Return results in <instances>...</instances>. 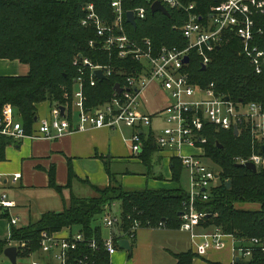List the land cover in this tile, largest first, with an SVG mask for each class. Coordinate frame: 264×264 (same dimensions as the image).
Returning <instances> with one entry per match:
<instances>
[{
  "label": "trees",
  "instance_id": "1",
  "mask_svg": "<svg viewBox=\"0 0 264 264\" xmlns=\"http://www.w3.org/2000/svg\"><path fill=\"white\" fill-rule=\"evenodd\" d=\"M110 1L0 0V60L17 61L29 68L25 76H0V115L5 104L11 105L14 115L29 135L34 132L37 106L43 103L53 107L69 106L77 76L73 61L78 54L89 59L93 65L114 68L111 77L96 81L94 86L89 85V73L85 70L86 107H97L109 100L114 86L122 85V77L117 72L122 69L126 75H130L136 71L137 65L132 61H121L99 47H89L90 41L99 42L98 37L94 28L83 27L80 21L85 16L84 6L92 5L98 17L111 23L114 15ZM155 1L159 0H123L125 11L145 9V18L136 20L135 26L124 20L126 35L137 41L148 38L155 48L167 46L184 49L187 41L179 28L187 19L186 13L167 9L168 17L159 12L152 15L150 7ZM187 1L197 3V11L202 15V22H205L208 19L207 8L214 4L213 0ZM256 21L261 33L255 42L264 51V14ZM209 58L203 70L201 58L195 51L189 52L186 71L194 85L206 87L214 83L217 92L234 103L264 105V70L259 75L254 72L242 55L240 40L234 34L224 35L222 43ZM242 130L235 136L232 131L205 125V158L220 171V182L211 191L208 200L197 203L198 211L208 215L197 231L207 232L218 228L233 236L236 248L247 245L252 238L258 239L264 248V166L253 173L237 167L235 160L246 159L253 153L264 154L259 145L252 142L250 132ZM142 140L139 158L150 170V160L156 148L152 136ZM13 143L15 140L12 138L0 137V162L5 160L6 147ZM105 170L109 185L99 188L88 181H79L73 174L71 164H68L67 189H71L72 182L77 180L87 185L95 195L78 198L71 194L70 202L62 212H47L26 227H11L10 238L0 241V257L10 244H15L18 258H27L40 251L42 232L55 234L67 228L72 233L83 232L100 245L103 227L95 222L102 221L104 208L113 202L119 204L122 230L129 227L128 216L139 218L142 228L157 229L161 222L165 229H179V213L188 197L186 190L182 187L176 191L128 190L117 181L108 163H105ZM184 172L180 161L172 159L171 181L180 184ZM49 174V188L61 194L63 188L55 184L53 172ZM226 182H230L229 188H226ZM245 203L256 204L259 208L252 211L240 209L239 205ZM137 213L140 216H136ZM84 256H88L93 264H110V257L101 249L93 251L81 247L76 258ZM174 257L176 264H192L195 255L187 252ZM68 264L77 263L71 257ZM235 264H264V251H253L249 259L240 258Z\"/></svg>",
  "mask_w": 264,
  "mask_h": 264
},
{
  "label": "built area",
  "instance_id": "2",
  "mask_svg": "<svg viewBox=\"0 0 264 264\" xmlns=\"http://www.w3.org/2000/svg\"><path fill=\"white\" fill-rule=\"evenodd\" d=\"M159 2L166 10H182L186 13L187 19L179 28L187 41L184 49L167 46L155 48L148 38L139 41L129 38L124 27L126 13L129 11L123 9V0L110 1L114 15L111 23L98 17L92 5L84 6L85 16L80 24L94 28L99 40L90 41L89 47H99L110 55L114 54L121 61L136 63V71L126 75L122 69L119 70L117 73L122 77V85L118 84L120 92L113 88L106 103L88 108L84 94V85L87 82L85 70L89 73V85L94 86L98 81L95 71H101L106 79L113 75L114 68L93 65L89 59L78 54L73 61L77 76L74 79L72 100L69 106L63 107V116L60 107H54L46 118H39L35 122L34 132L27 135L21 123L14 119L11 105L5 104L0 115V137L52 141L72 132L129 129L131 134L126 141L132 156L136 157L142 151L145 130L151 127V115L141 111L142 93L150 84H157L167 94L169 104L163 118L164 126L155 136L154 145L158 151L170 153L179 160L188 177V197L179 213V230L190 235L198 257L205 256L210 250L218 251L230 241L234 256L231 264H235L236 258L249 259L253 251H264V248L255 238L247 241V245L236 248L233 236L218 228L207 232L197 231L208 216L198 211L197 203L208 200L213 186L216 187V179H219V173L204 162L207 143L204 130L208 124L222 131L233 132L236 129L238 136L240 130L246 129L250 132L252 142H256L261 151L264 145V105L225 100L217 92L214 83L206 87L194 85L186 71L189 62L185 64L184 59H189V52L195 51L201 58L202 66L206 67L210 61L209 55L222 43L224 35L232 33L240 40L242 55L249 61L254 72L261 74L264 70V51L256 45L255 39L261 33L256 19L264 14V0H213L214 4L207 8L208 19L205 22H202V15L197 11L198 5L195 1ZM131 12L135 22L145 18L144 8ZM73 116H76L77 122L76 127L71 129L70 121ZM235 160L237 164L250 162L256 169L264 165V156L255 153L246 159ZM19 179V174L11 176L12 183H17ZM2 180L0 177V183ZM13 207L14 203L8 200L5 192H1L0 214ZM136 216H140V213ZM127 220L129 227L122 230L119 204L113 202L107 205L102 216V227L112 233L110 236H103L100 245L96 239L87 238L80 231L72 233L69 228L64 229L63 234L42 232L40 253L46 255L47 259L31 260L30 264H68L71 257L77 264H93L88 256L76 258L81 247L93 251L101 249L111 257L117 252L121 239H134L135 233L143 226L139 218L128 216ZM18 222L17 218H11L9 225L17 228ZM157 229H165L164 224L160 222Z\"/></svg>",
  "mask_w": 264,
  "mask_h": 264
},
{
  "label": "crops",
  "instance_id": "3",
  "mask_svg": "<svg viewBox=\"0 0 264 264\" xmlns=\"http://www.w3.org/2000/svg\"><path fill=\"white\" fill-rule=\"evenodd\" d=\"M28 71V66L17 61L0 60V76L2 77L25 76ZM157 94L165 97L163 105L147 112L145 95ZM164 94L165 92L157 84H150L142 93L141 111L151 115V127L145 130L143 135L145 140L152 136L154 141L155 136L164 126L163 118L169 104ZM47 104L37 106V120L46 118L50 113L51 109ZM76 122L77 118L73 116L70 121L71 129L76 127ZM130 134L129 129L122 131L93 129L85 132H72L52 141L24 138L15 140V143L7 146L5 160L0 162V177L3 179L0 183V193L5 192L8 200L14 203V207L0 214V241H6L9 238L11 218L19 220L17 228L26 227L39 220L44 213L62 212L69 204L71 194L78 198H90L75 194L82 190L80 188L82 186L89 188L79 181H88L99 188L108 186L109 178L105 163L109 164L110 171L116 174L117 181L125 189L178 190L181 187L180 184L171 181L172 159L175 158L170 153L158 151L156 147L154 153L162 173H131L127 170L116 173L111 170L114 164L129 166L135 163L134 159H130L132 154L128 151L126 141ZM68 164H71L73 174L79 180L72 182L71 189L66 187ZM50 171L53 172L55 184L63 188L61 194L49 188ZM15 174H19L20 179L17 183H12L11 176ZM183 174L188 184L187 173ZM148 175H154V177L149 178ZM186 191H188V185ZM102 233L104 237H107L112 231L105 229ZM122 240L129 242V251L118 247L117 252L110 257V264H176L174 255L187 252L195 255L192 264H231L234 260L230 241H227L222 249L210 250L205 256L198 257L194 252L190 235L179 229L141 228L135 233L134 239L123 238L120 241ZM11 246L16 247L15 244H10L9 247ZM3 257L10 264L4 254L0 257V262ZM44 259L46 260L47 257L40 251L27 258H18L17 254L16 264H30L31 260L43 261Z\"/></svg>",
  "mask_w": 264,
  "mask_h": 264
},
{
  "label": "rangeland",
  "instance_id": "4",
  "mask_svg": "<svg viewBox=\"0 0 264 264\" xmlns=\"http://www.w3.org/2000/svg\"><path fill=\"white\" fill-rule=\"evenodd\" d=\"M60 1H64V0H60ZM167 98L168 96L166 95V93L164 94ZM145 110L147 112H149L150 110H152V108L154 107H159L160 105H163L164 101H165V97L161 94H157V95H145ZM48 105V108L49 109H53L54 107L50 104H47ZM14 119L17 120V117L14 115ZM126 136H127V133H125ZM128 151L130 152V150L128 149ZM131 154V152H130ZM130 159H134V162L133 164H129V166H125V165H122V164H114L112 167H111V170L112 171H115L116 173H120V172H125V170H127L128 172H131V173H162L161 171V167L160 165L157 163V156L155 153H153L152 157H151V166H152V170H148V168L143 165V163L139 160L140 158V154L137 155L135 158L132 157V155H130ZM204 162L206 164V166H209L213 171L219 173L220 175V171L215 168L212 163L210 161H208L207 159H204ZM264 166V165H263ZM186 173V172H184ZM120 177V175H118ZM118 177V178H119ZM148 177L150 178H153L154 175H148ZM219 177V176H218ZM220 178V177H219ZM220 180L219 179H216L215 183L216 184V187L218 186ZM187 181H186V177L185 175L183 174L182 177H181V181H180V186L186 190L187 189ZM82 190H79L77 192H75V194H77V196H80V197H91L94 195V193L89 189V188H86L84 186L80 187ZM215 187L213 186V189ZM212 189V190H213ZM239 208L240 209H243V210H257L259 207L258 205L256 204H253V203H245V204H242V205H239ZM61 211H62V208H61ZM60 212V211H59ZM96 224H99L100 226L102 225V221L100 220H97L95 222ZM20 224V223H19ZM73 230H77L76 228H73ZM105 230V229H103ZM62 233L65 232V230L63 229V231H61ZM1 261L4 263H8L7 260L3 257L1 258ZM1 262V263H2ZM2 263V264H3ZM9 264V263H8Z\"/></svg>",
  "mask_w": 264,
  "mask_h": 264
},
{
  "label": "water",
  "instance_id": "5",
  "mask_svg": "<svg viewBox=\"0 0 264 264\" xmlns=\"http://www.w3.org/2000/svg\"><path fill=\"white\" fill-rule=\"evenodd\" d=\"M150 11L151 14L154 15L155 13L159 12L162 13L165 16H169L167 10L165 9V7L159 2V1H155L151 4L150 7ZM126 22L129 23L132 26H135V19H134V15L133 12L129 11L126 13ZM189 62L188 57H185L184 59V63L187 64ZM202 69H205V66L202 67ZM95 76L97 77L98 80L102 81L104 80V76L102 75L101 71H95ZM114 90L117 92H120V87L118 84H116L114 86ZM225 100H228V98H225ZM60 112L61 115L63 116L64 114V109L63 107H60ZM35 122L37 121V117L34 120ZM233 134L236 136L237 135V130L234 129L233 130ZM261 152L264 154V145L261 148ZM237 167H241V168H245L249 171H252L253 173H255L257 171L256 167L250 163H241V164H237ZM230 187V182H226V188ZM118 247L122 250H127L129 251V242L126 240H122L118 242ZM4 256L8 259V261L10 262V264H16V260H17V247L15 246H11V247H7L4 251ZM239 258L235 259V262H238Z\"/></svg>",
  "mask_w": 264,
  "mask_h": 264
}]
</instances>
